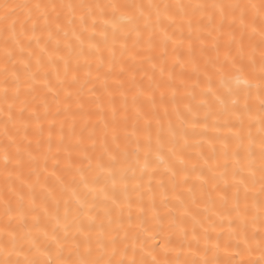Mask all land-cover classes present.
<instances>
[{"label":"snow or ice","instance_id":"6c2138e0","mask_svg":"<svg viewBox=\"0 0 264 264\" xmlns=\"http://www.w3.org/2000/svg\"><path fill=\"white\" fill-rule=\"evenodd\" d=\"M0 264H264V0H0Z\"/></svg>","mask_w":264,"mask_h":264},{"label":"bare ground","instance_id":"6f19581e","mask_svg":"<svg viewBox=\"0 0 264 264\" xmlns=\"http://www.w3.org/2000/svg\"><path fill=\"white\" fill-rule=\"evenodd\" d=\"M13 2H14V0H13Z\"/></svg>","mask_w":264,"mask_h":264}]
</instances>
